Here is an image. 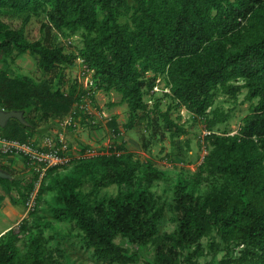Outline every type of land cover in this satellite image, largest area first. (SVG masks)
Wrapping results in <instances>:
<instances>
[{"label": "trees", "instance_id": "16d2710c", "mask_svg": "<svg viewBox=\"0 0 264 264\" xmlns=\"http://www.w3.org/2000/svg\"><path fill=\"white\" fill-rule=\"evenodd\" d=\"M4 15H26V21L42 15L43 38L28 40L23 28L13 29L2 20ZM52 29L64 38L80 35L82 46L67 52L46 38ZM26 53L58 81L55 86L52 79L38 82L11 68L0 71V107L23 112L29 124L9 120L0 127L6 138L29 141L38 133L35 118L41 111L47 121L76 105L71 114L76 120L84 100L94 99L97 91L121 96L130 114L128 129L137 121L156 139L160 128L161 135L169 132L180 156L184 149L177 140L187 130L172 118L174 110L186 109L208 132L199 171L180 176L174 184L172 233H160L165 208L151 192L165 172L135 159L124 144L78 159L73 176L40 187L38 199L46 191L56 193L53 218L76 224L96 262L137 264L141 249L153 245V258L146 264H199L205 256L202 240L215 233L209 249L213 258L221 256L212 264H264V0H0L1 62L9 64ZM79 59L92 75L88 89L65 81V70ZM160 78L169 87L164 112L160 98L153 109L145 99ZM245 91L251 112L235 134L221 129L231 121L232 111L217 106L218 97L236 102ZM109 125L120 133L114 119ZM54 139L60 146V139ZM185 147L191 149L190 142ZM0 170L12 176L0 178L4 193L16 192L15 204L25 206L38 175L27 182L11 167L0 163ZM90 182L92 188L85 191ZM111 185L120 187L118 194L99 199L101 190ZM50 227L24 221L19 230L9 229L0 236V264H67L50 255L51 239L44 233ZM118 238L133 250L117 243Z\"/></svg>", "mask_w": 264, "mask_h": 264}, {"label": "rangeland", "instance_id": "374dc122", "mask_svg": "<svg viewBox=\"0 0 264 264\" xmlns=\"http://www.w3.org/2000/svg\"><path fill=\"white\" fill-rule=\"evenodd\" d=\"M26 19V15L16 18L8 15L2 16V20L11 28H23L28 40L42 39L43 32L41 28L44 17L40 15L32 16L28 21ZM46 38L52 43H60L67 52L76 51L78 47L82 46L80 35L64 38L60 34L56 35L55 29L51 30L49 36L47 33ZM85 67L84 63L79 59L75 66L65 70L66 83L77 81L81 86L88 89L91 86L92 75L90 71L83 73ZM8 68H11L16 75H26L38 82L52 79L55 85L58 81L54 74L43 73L39 68L38 59L29 53L17 55L14 61L9 60V64L1 62L0 58V71H7ZM67 87L68 85L66 84L64 88L67 90ZM168 93L167 82L160 78L154 92L147 94L145 97L150 109H153L156 100L160 98L161 109L163 112L166 111L170 103V100L166 97ZM245 96L246 91L238 97L236 102L225 96L218 97L216 105L227 112L232 111L231 121L221 126V129L228 128L232 134L239 130L242 119L251 112L250 103L245 100ZM254 103L256 104L257 102L255 101ZM112 104H115V106H111ZM83 107L82 114L74 120L76 124L74 129H70L67 123L71 119V114L76 110V105L72 106L69 112L53 115L47 121L42 118L43 111L36 116L35 121L38 123V133H35L30 141L43 143L46 138L63 139L71 151L73 162L55 172L53 176L46 175L38 183L36 189L37 205L34 211H27L26 206L21 204L16 205L17 193L6 195L0 186V196L4 197V200L0 203V236L11 228L19 230L24 221H27L29 226L37 223H50L52 227L44 229L45 236L51 239L48 244L50 255L67 264H101L96 262L92 258V252L83 246L81 231L74 222H58L53 218L51 207L55 203L56 193L46 191L41 196V199H38L40 187L43 184H51L57 177L73 176L77 165L76 161L87 151L83 152L85 147L92 150V153L96 155L104 152L103 149L106 150L111 145L124 144L127 152L135 155V159H139L144 163H153L155 167L165 172V178L154 183L151 192L155 195L158 204L165 208V216L162 220L160 233H172L176 229V225L173 222L175 217L174 184L180 176L189 177L199 171V167L207 154V150L203 145L204 137L208 132L205 125L201 121L193 119L186 109L174 110L171 114L172 118L187 130V134L180 136L177 140L184 149V154L180 156V151L173 147L170 133L166 132L161 135L160 131L162 128L159 130L160 138L158 139L152 136L151 130L147 129L144 123L136 121V126L128 129L130 114L127 105L121 103V96L116 92L107 94L97 91L94 99L87 97L84 100ZM152 117L155 118L156 115L152 113ZM113 119L120 130L118 135L109 125ZM144 141H150L148 148L144 147ZM186 142H190L191 149L186 150ZM21 163L23 165H21V172L19 171L20 175L25 176V179L29 182L34 177L33 170L26 166L23 161ZM208 184V182L203 184L204 191L209 189ZM91 188V182L84 187L85 191H89ZM119 190L120 187L117 185L103 188L99 199L115 196ZM213 240H215V233L202 240L205 256L200 258L199 264H212V261L219 260L221 255L213 258L209 249V245ZM216 240H218L217 237ZM116 242L124 244L132 250L134 248L122 238L116 239ZM19 245L22 251H25V244L21 242ZM153 254V245L141 249V259L137 264H146V261L153 258Z\"/></svg>", "mask_w": 264, "mask_h": 264}, {"label": "built area", "instance_id": "2783aa9c", "mask_svg": "<svg viewBox=\"0 0 264 264\" xmlns=\"http://www.w3.org/2000/svg\"><path fill=\"white\" fill-rule=\"evenodd\" d=\"M88 71L87 67H85L83 73L85 74ZM88 95L91 94L89 93ZM67 125L76 126L73 115ZM92 152V150H87L81 158L94 156L95 154ZM10 157H21L27 166L33 170V173L38 175L36 189L38 183L46 176L49 169L65 167L72 162L71 151L63 139H60V146L56 144L54 138H46L43 143L36 144L30 140L20 141L6 138L0 129V163ZM36 189L29 195L26 201L25 206L27 211H34L36 209Z\"/></svg>", "mask_w": 264, "mask_h": 264}, {"label": "water", "instance_id": "95a60500", "mask_svg": "<svg viewBox=\"0 0 264 264\" xmlns=\"http://www.w3.org/2000/svg\"><path fill=\"white\" fill-rule=\"evenodd\" d=\"M16 119L23 125H29L27 121L24 119V114L21 111H10L6 112L0 107V127H5L9 120ZM0 178L1 179H11L12 176L0 170Z\"/></svg>", "mask_w": 264, "mask_h": 264}, {"label": "crops", "instance_id": "0c3cea01", "mask_svg": "<svg viewBox=\"0 0 264 264\" xmlns=\"http://www.w3.org/2000/svg\"><path fill=\"white\" fill-rule=\"evenodd\" d=\"M21 161H23L25 163L24 160H22L21 157H10V158H6L4 161L1 162V164L11 167L13 169H15L16 171H20L21 172V165H23V163H21ZM27 166V164H25ZM19 172V173H20Z\"/></svg>", "mask_w": 264, "mask_h": 264}]
</instances>
